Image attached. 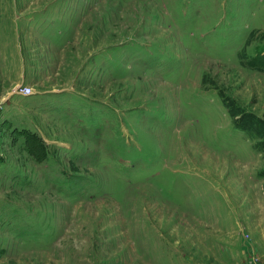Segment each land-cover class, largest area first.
<instances>
[{"label":"rangeland","instance_id":"rangeland-1","mask_svg":"<svg viewBox=\"0 0 264 264\" xmlns=\"http://www.w3.org/2000/svg\"><path fill=\"white\" fill-rule=\"evenodd\" d=\"M12 3L0 264H260L264 0Z\"/></svg>","mask_w":264,"mask_h":264},{"label":"crops","instance_id":"crops-1","mask_svg":"<svg viewBox=\"0 0 264 264\" xmlns=\"http://www.w3.org/2000/svg\"><path fill=\"white\" fill-rule=\"evenodd\" d=\"M8 2V1H7ZM21 5V4H16ZM14 4H0V106L12 103L15 96L32 97V93L28 95L14 91V85L18 82L19 77L25 78L26 71L34 64L30 63L29 58H24V50L31 43L24 39L23 21L18 19L14 23L13 9ZM20 8H16V10ZM18 13V12H17ZM17 24V25H16ZM51 43V42H50ZM49 43V44H50ZM52 44V43H51ZM50 44V45H51ZM27 51V49H26ZM29 59V60H27ZM34 67V66H33ZM32 67V68H33ZM21 84V83H18ZM26 84V83H25ZM30 85L29 83H27ZM31 86V85H30ZM12 105V104H11ZM250 239V238H248ZM250 241V240H249ZM254 241V240H252ZM252 251H256L255 246ZM256 254H252L251 256ZM255 257V256H254ZM255 264H258L254 261ZM260 264H264V259L260 260Z\"/></svg>","mask_w":264,"mask_h":264},{"label":"built area","instance_id":"built-area-1","mask_svg":"<svg viewBox=\"0 0 264 264\" xmlns=\"http://www.w3.org/2000/svg\"><path fill=\"white\" fill-rule=\"evenodd\" d=\"M17 92H20L21 94L28 95L32 93V87L28 84H20L16 88Z\"/></svg>","mask_w":264,"mask_h":264}]
</instances>
